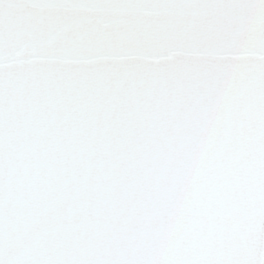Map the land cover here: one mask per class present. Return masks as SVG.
I'll use <instances>...</instances> for the list:
<instances>
[{"label":"snow or ice","instance_id":"6c2138e0","mask_svg":"<svg viewBox=\"0 0 264 264\" xmlns=\"http://www.w3.org/2000/svg\"><path fill=\"white\" fill-rule=\"evenodd\" d=\"M0 264H264V0H0Z\"/></svg>","mask_w":264,"mask_h":264}]
</instances>
